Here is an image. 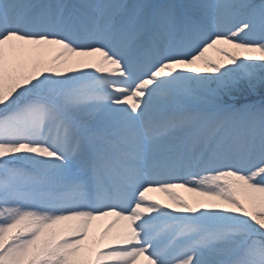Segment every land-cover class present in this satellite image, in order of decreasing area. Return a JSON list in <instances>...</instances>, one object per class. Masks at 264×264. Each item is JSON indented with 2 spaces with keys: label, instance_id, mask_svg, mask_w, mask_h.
Returning a JSON list of instances; mask_svg holds the SVG:
<instances>
[{
  "label": "rangeland",
  "instance_id": "1",
  "mask_svg": "<svg viewBox=\"0 0 264 264\" xmlns=\"http://www.w3.org/2000/svg\"><path fill=\"white\" fill-rule=\"evenodd\" d=\"M7 1L9 0H0V13ZM114 1L116 0H82L83 5H88L90 9L87 10L89 15L85 18L86 25L93 29L101 27V30H105L104 20L108 15L106 10L113 7ZM137 1L123 0L126 8H124L120 20L126 21V16L133 12V5ZM164 1L166 0H163V6L165 5ZM150 2L151 0H139L137 8H134L136 11L132 21L135 24L134 30H137L136 34L141 35L145 29V23L150 22L149 16L147 19H138V12L143 13L140 7H145V5L148 7ZM183 2L196 16L206 20L205 17L208 14L198 11L200 3L207 2L206 9L213 13L221 21V24L224 23V29L217 36L214 35L216 38L208 45L201 46V41H199L201 36L191 38L192 43L196 42L198 49L196 48L186 57L171 60L164 66H158L148 76V82L156 83L168 90H173L174 87L181 88V94L187 98L196 97V95L189 94V91H193L198 96L196 98L212 105L218 102L216 97L219 99L232 98V93L240 90H247L249 94L262 92L261 90L264 89V0H252L251 5L247 7H244V4L247 3L246 0H184ZM126 3L128 4L126 5ZM257 4H262V6L257 9ZM237 9H240V13H235ZM13 10L14 7L11 8L10 13ZM28 14V11L24 14V23L31 19L30 16H27ZM178 18L179 7L176 6L175 1L173 7L167 8L161 13L158 29L168 27L169 32L176 33ZM135 21L138 23L136 24ZM169 21L171 23L166 24ZM36 25L38 22L33 24V26ZM108 26L111 25L108 24ZM209 28L212 30V27ZM139 30L141 31L138 32ZM11 35L15 41L14 45L0 51V106L14 101L17 92H22L23 87L30 90L33 88L28 86L30 81L25 80L27 74L33 76L32 81H35V76L47 80V85L52 89L61 88L68 82L77 83L81 80L91 84L69 94L65 100L64 98L61 100L63 104L60 106L61 116H64L68 122L63 120L60 122L62 119L60 115L51 108L47 110L44 106L32 107L30 111L28 108L25 109L9 124L0 122V160H20L24 163L20 169L26 170L20 174V169L17 167L9 169L8 176L11 177L9 178L11 180L0 181V185L3 183V187L0 186V226H4L0 230V264H97L99 259L102 264V251L116 250L120 243L114 242L111 246H106V242L101 244L97 240L93 243L94 247L91 248L93 253L90 252L83 258L74 259L60 247L65 241L70 240V235H67L69 231L56 237H49L47 231L45 233L44 230H39V224L47 221L53 213H60L61 202L66 199L65 193L69 191L68 188L71 184L78 183L76 175L82 172L79 171V161L70 159L71 156L59 164L54 160L39 161L36 159L35 153L45 145L43 138L41 140L33 139L34 136L36 137L33 130L38 128L37 124H41L44 128L48 123L49 133L57 138L56 141H63L64 135H60L58 128L60 124H64L65 128L62 131L67 130L66 133L78 132V128L68 118L72 117L84 127L93 129L94 134L91 133L90 137L109 151L119 147L112 142L107 144L104 140L105 135L121 137L122 141L128 145L129 150L135 154L129 159L141 161L144 157V145L128 135L137 131L135 127L136 114L133 112L115 119H107L106 113L105 115L100 114L104 110L103 108L108 107L109 103L116 104L118 102L115 95L122 88L128 90L129 99L135 101L139 98L136 102H140V99L143 100L144 96L149 95L152 90L146 86V82L140 86L131 84L130 81L134 80L133 76L127 78V74L124 72L125 56L115 58V54L106 53L105 49L93 41V37L88 38L89 34L84 30L81 33L83 44L73 48L70 46L71 50L66 49L62 53L57 52L56 38H37L31 34L22 33L21 30L15 33L11 32ZM111 35L112 32L104 36V39H108V42L111 41ZM136 41L137 38L133 41L130 39L128 43L133 45ZM113 43L116 48L120 46L114 41ZM123 49L125 51L127 48L121 45L120 50L123 51ZM48 65L51 68L48 67L46 70L45 67ZM134 72L141 73L142 70L136 68ZM116 77L118 78L116 79ZM174 79L182 82L173 83ZM207 90H211L214 94L206 92ZM93 97L96 98L93 99ZM249 111L250 107L247 108V111L242 110L240 120L249 119L247 126H243L242 129L249 133L248 137L255 136L248 141L249 146L254 148L261 121L255 116L247 118ZM54 114L55 118H53ZM227 115V113L222 114L220 125L231 127V125L238 124L237 121H233L232 111L228 122L226 121ZM262 130H264V126ZM24 131L27 133L25 134ZM99 133L105 134L99 135ZM38 135L42 136V133L40 132ZM100 146L94 145L93 147L101 148ZM134 147L136 150H131ZM261 159L254 164L249 174H220L219 176L214 174L209 179L205 178L206 182L203 180L204 183L198 181L199 186L207 190H214L217 195V208L209 213L203 212L202 208L184 196L182 192L184 188L177 187L169 193V207L177 205L174 206L176 211L178 207L188 216L197 215L196 217L202 221L206 220V216H209L208 218L219 222V227L214 230V235L218 238L208 247L201 249L200 252L187 255L184 264H196V259L199 257L205 259L206 264H216L226 254H229L233 247L245 245L246 239L257 231L264 238V156ZM33 168H41L46 171V176H53L55 182H58L57 187L50 188V182H43L44 185L39 191L40 187L28 181H22L20 176L25 172L30 174ZM56 188H58L57 191H55ZM73 196L74 194L71 193L70 198ZM130 196L132 197L133 194ZM88 199H90L89 194L83 198V200ZM146 206L148 207H138L144 211L138 222H147L153 228L162 226L168 229V222H171L172 216L163 218L161 210L155 208L156 206L150 202ZM156 219L161 221L156 222ZM74 244L75 249L80 246V244ZM21 246L26 249L23 253L12 258V252ZM223 246L226 248H222ZM262 259L264 264V254Z\"/></svg>",
  "mask_w": 264,
  "mask_h": 264
},
{
  "label": "bare ground",
  "instance_id": "2",
  "mask_svg": "<svg viewBox=\"0 0 264 264\" xmlns=\"http://www.w3.org/2000/svg\"><path fill=\"white\" fill-rule=\"evenodd\" d=\"M207 2H201L199 5V11L201 13H207L206 19H201L204 21V25L212 27V30L209 28L213 34L222 30L221 21L218 18L206 9ZM10 2L7 3L3 13L7 12L8 14V22H6L2 16V12L0 13V51L3 49H9L10 46L14 45V40L12 39V35L10 33V28L13 26L11 22L10 16ZM224 27V26H223ZM191 31L193 33L199 32L198 21L195 19L191 22ZM209 31V32H210ZM17 42V41H16ZM146 86L151 88L148 96H144V99L140 100V102L134 101V99H129L128 96L122 97L118 94L117 103H109L108 107L103 108L100 115L108 116L107 119H115L120 118L122 116H126L128 114H132L135 111L144 109L147 110L152 105L156 104L161 107H171L170 113L173 121L178 119L176 113L173 115V107H179L183 105H191L190 103L186 104V98H183L180 94H176L175 91L164 90L156 83L146 81ZM127 91V90H124ZM197 101H195L196 103ZM199 103V102H198ZM182 115H185L183 113ZM173 125V124H172ZM161 128L166 131L163 133L160 139L157 140L158 143H162V146H171L174 142L180 140L185 127L182 125H177V123L171 129H166L164 125H160ZM144 135V131L138 130L129 133L128 135L132 137L135 141H140L142 143H147L149 140V134ZM126 135V136H128ZM128 136V137H129ZM203 136H208L207 134H203ZM152 139V140H156ZM207 141V139H204ZM47 143V142H46ZM153 143V141H150ZM53 141L48 142V144L44 147L39 148V150L35 153L36 159L39 161H47L54 160L57 164L64 162L67 159V149L65 145L63 147L59 145H54ZM197 151H204V147L199 145L196 146ZM247 149H244L243 152L246 153ZM119 154V150L115 151ZM123 155H125L123 153ZM122 158L128 159L127 156H122ZM137 161V160H134ZM264 161V160H263ZM140 163V161L138 160ZM237 167H240L239 164H234ZM252 165V163H251ZM142 170L140 166L133 165L130 167L129 174H121L116 173L117 178L115 177L116 182H119L120 185L125 181H139L143 177ZM183 180V179H182ZM179 187L184 188L182 191L184 196L189 198L192 202H194L198 207L202 208L203 212H211L216 210L218 201L216 198V194L214 191L207 190L203 187L197 188L196 186L190 185L186 180H183ZM144 192L149 196H154L158 194L159 201L166 202L168 199L169 193L174 190L173 185H169L166 183V180H155L154 182H149L144 186ZM107 194L106 191H101V194ZM102 196V195H101ZM215 196V197H214ZM118 202L122 203V199H125V194L122 192L117 196ZM78 199L75 205L76 209L70 208V205L62 204L60 213L56 212L49 217L47 221L39 224V230H44L45 233L47 231V235L49 237H56L57 235L64 234L66 231H69L67 235H70V240L65 241L60 245L62 250L71 256L72 258L80 259L83 258L86 254H89L91 248L94 247V244L97 240L99 243H105L106 246H111L114 242L122 243L118 246L116 250H103L102 251V264H168L163 254L156 253L153 251L151 253V248L148 244V238L144 236V232L135 230L132 225L130 218H133L137 213V210H127L124 209V206L121 208H106L103 210H97L94 207H97L99 203H92V206H87L86 203L80 201ZM104 201H106L104 199ZM176 206V205H174ZM126 208V207H125ZM197 208V207H196ZM182 209L177 207V211L180 212ZM62 211V212H61ZM178 214H184V212H180ZM135 221V218H134ZM4 226H0V230L3 229ZM72 231V232H71ZM74 231V232H73ZM74 236H73V235ZM73 236V237H72ZM92 242V244H91ZM80 244L78 248L75 249V244ZM91 244V245H90ZM222 248H226L223 246ZM26 249V248H25ZM23 246L16 248L12 253V258H15L16 255L23 253L25 250ZM98 251V250H97ZM96 251V252H97ZM11 253V254H12ZM100 255V254H99ZM204 257V256H203ZM106 259V261H105ZM180 260V259H179ZM196 264H206L205 259L199 257L196 259ZM101 259L98 260L97 264H101ZM107 263H105V262ZM186 259L180 260L174 264H184Z\"/></svg>",
  "mask_w": 264,
  "mask_h": 264
},
{
  "label": "trees",
  "instance_id": "3",
  "mask_svg": "<svg viewBox=\"0 0 264 264\" xmlns=\"http://www.w3.org/2000/svg\"><path fill=\"white\" fill-rule=\"evenodd\" d=\"M262 89V88H261ZM25 90V89H24ZM261 91H264V89H262ZM20 95H23V94H20Z\"/></svg>",
  "mask_w": 264,
  "mask_h": 264
}]
</instances>
